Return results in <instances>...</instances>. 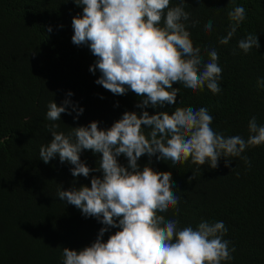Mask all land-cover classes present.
Instances as JSON below:
<instances>
[{
	"label": "trees",
	"instance_id": "1",
	"mask_svg": "<svg viewBox=\"0 0 264 264\" xmlns=\"http://www.w3.org/2000/svg\"><path fill=\"white\" fill-rule=\"evenodd\" d=\"M179 3L170 0L169 7ZM238 6L245 8V19L229 42L221 44L235 24L228 13ZM184 10L190 13L186 30L193 46L201 49L203 62L209 60L208 50L218 53L221 91L213 94L206 86L193 91L174 83L180 88L175 104L140 108L143 97L130 89L115 95L95 83L101 73L89 68L97 57L87 44L76 45L71 39L72 18L82 16V5L74 0H0V264H63V248L91 246L102 227H108L102 242L119 230L86 217L57 196L59 188L90 187L91 178L102 179L103 173L73 177L74 166L61 163L58 155L45 164L39 150L52 139L51 124L65 135L92 121L107 130L125 112L171 115L176 107L190 106L207 108L213 117L210 127L225 137L247 140L252 117L264 126V85L258 83L264 79V0H185ZM192 21L199 23L192 27ZM209 21L212 30L205 31ZM248 34L257 36L260 47L244 53L238 42ZM50 101L66 108L60 121L46 118ZM141 127L147 135L148 127ZM79 156L89 169H98L102 154L82 150ZM241 157H231L228 167L222 157L215 169L207 163L198 166L191 158L173 166L147 154L137 164L140 170L147 165L171 173L180 200L161 215L176 219L178 230H196L202 221L224 222L222 239L235 250L233 258L221 264H264V144L249 146ZM117 160L128 167L123 154Z\"/></svg>",
	"mask_w": 264,
	"mask_h": 264
},
{
	"label": "clouds",
	"instance_id": "2",
	"mask_svg": "<svg viewBox=\"0 0 264 264\" xmlns=\"http://www.w3.org/2000/svg\"><path fill=\"white\" fill-rule=\"evenodd\" d=\"M74 2L83 6V14L72 18L71 39L76 45L87 44L97 57L89 68L90 72L98 69L101 73L96 84L115 95H124L130 89L143 97L137 105L140 108L175 104L180 88H174V83L193 91L204 86L213 94L221 91L218 53L208 50L209 60L204 63L201 49L193 46L186 30L190 13L184 10L185 0L175 7H169L170 0ZM228 15L235 24L221 44L229 42L245 19V8L238 6ZM198 23L192 21L191 26ZM211 30L209 21L205 31ZM259 47L253 34L238 42L244 53ZM258 83L264 85V79ZM47 107L49 121H60L61 113L66 112L64 106L53 101ZM212 121L207 108L196 110L189 106L176 107L171 115L143 111L138 117L135 112H125L107 130L98 129L96 121L87 127L72 128L68 135L55 131L59 127L55 123L48 126L52 139L39 150L45 164L58 155L61 163L74 166L70 169L73 177L87 178L90 171L97 170L103 173L102 179L91 178L90 187L59 188V199L80 209L86 217H96L105 226L119 228L106 242L101 237L108 227H102L91 246L79 251L63 248V264H221L231 260L235 249H229V242L222 239L227 232L224 222L202 221L196 230L190 226L178 230L176 219L161 215L175 208L180 200L174 192L171 173L155 172L147 165L140 170L137 164L147 154L173 166L191 158L192 163H207L212 169L223 157L228 167L231 157H241L249 146L264 144V126H258L255 117L249 121L247 140L216 133L210 127ZM142 125L150 130L147 135ZM82 150L102 154L98 169H89L81 162ZM121 154L128 160L127 168L118 163ZM241 158L250 163L247 157Z\"/></svg>",
	"mask_w": 264,
	"mask_h": 264
}]
</instances>
